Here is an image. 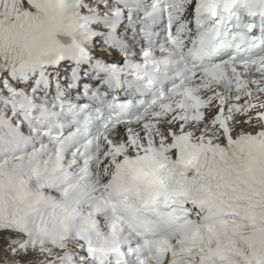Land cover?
<instances>
[{
	"label": "snow or ice",
	"instance_id": "1",
	"mask_svg": "<svg viewBox=\"0 0 264 264\" xmlns=\"http://www.w3.org/2000/svg\"><path fill=\"white\" fill-rule=\"evenodd\" d=\"M0 264H264V0H0Z\"/></svg>",
	"mask_w": 264,
	"mask_h": 264
}]
</instances>
